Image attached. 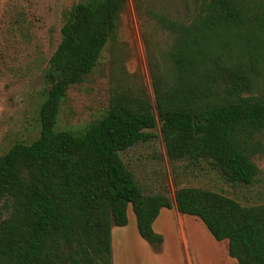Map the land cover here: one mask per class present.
Wrapping results in <instances>:
<instances>
[{
    "label": "trees",
    "instance_id": "obj_1",
    "mask_svg": "<svg viewBox=\"0 0 264 264\" xmlns=\"http://www.w3.org/2000/svg\"><path fill=\"white\" fill-rule=\"evenodd\" d=\"M127 0H85L63 15L48 58L38 135L0 154V264H111L110 228L126 224L153 250L163 193L145 194L119 152L158 122L169 161H206L229 184L250 185L264 152V0H199L186 23L149 13L169 42L152 64L155 116L141 90H113L105 113L83 129L55 130L68 86L92 71ZM177 212L226 240L235 264H264V203L241 205L217 191L179 187Z\"/></svg>",
    "mask_w": 264,
    "mask_h": 264
},
{
    "label": "rangeland",
    "instance_id": "obj_2",
    "mask_svg": "<svg viewBox=\"0 0 264 264\" xmlns=\"http://www.w3.org/2000/svg\"><path fill=\"white\" fill-rule=\"evenodd\" d=\"M82 1L85 0H0V154L13 143H29L37 137V110L48 87L44 78L48 58L59 41L64 13L72 4ZM198 3L199 0H127L115 34L104 44L92 71L81 82L66 88L55 130L76 132L99 119L115 89L125 88L134 93L141 90L155 116L151 63L167 47L169 36L149 13L186 23ZM144 131L150 135L146 140L119 152L143 193H163L172 200L175 189L197 186L217 191L241 205L264 203V152L253 158L258 170L252 184H229L206 161H169L157 120L153 128ZM259 138L264 145V132ZM6 213L1 201V217ZM126 216L127 229L122 234L126 240L120 247L116 235L120 226H112L117 228H112L114 254L121 257L129 253L126 259L137 264L142 260L145 244L132 232L135 223L129 205ZM185 217L188 227H202V232L194 229L190 237L196 243L201 264H229L224 253L226 240L213 239L199 219ZM191 219L198 224L193 225Z\"/></svg>",
    "mask_w": 264,
    "mask_h": 264
},
{
    "label": "crops",
    "instance_id": "obj_3",
    "mask_svg": "<svg viewBox=\"0 0 264 264\" xmlns=\"http://www.w3.org/2000/svg\"><path fill=\"white\" fill-rule=\"evenodd\" d=\"M185 216L190 215L180 214L177 212L172 200L170 208L162 207L159 209L157 216L151 223L152 230L162 236V242L158 250H153V248H151V246H149V244H147L138 235L136 228L133 227L132 232L134 231L135 234H137L140 242H144L142 244H145L143 245L144 252L142 253V256H140L142 257V260L137 262V264H199L200 260L196 243L190 241V237L194 232V229L202 232V227H188V219H186L187 217ZM194 219H191V222L193 225H197L198 223H194ZM126 225L127 221L124 226L117 227L119 229L115 227L110 228L111 264H134L126 259L130 257L129 253H124L121 257L118 256V254H114L115 239L112 228L119 230V234L116 235L119 236L117 245L120 247V244H123L126 240L122 237L123 231L127 229ZM224 249V253L226 254L225 256L227 258L226 260L229 261L228 263L235 264V260L233 258L230 259L231 257H227L226 243Z\"/></svg>",
    "mask_w": 264,
    "mask_h": 264
}]
</instances>
